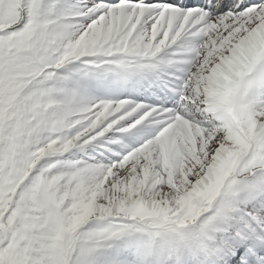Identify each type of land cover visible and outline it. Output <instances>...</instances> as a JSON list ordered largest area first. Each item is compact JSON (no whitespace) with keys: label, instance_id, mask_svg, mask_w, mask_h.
Returning <instances> with one entry per match:
<instances>
[{"label":"snow or ice","instance_id":"snow-or-ice-1","mask_svg":"<svg viewBox=\"0 0 264 264\" xmlns=\"http://www.w3.org/2000/svg\"><path fill=\"white\" fill-rule=\"evenodd\" d=\"M0 264H264V0H0Z\"/></svg>","mask_w":264,"mask_h":264}]
</instances>
